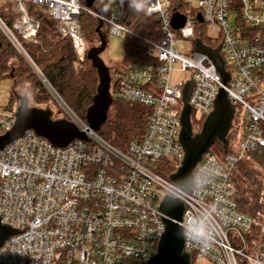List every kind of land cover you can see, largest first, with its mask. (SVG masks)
Returning a JSON list of instances; mask_svg holds the SVG:
<instances>
[{
    "label": "built area",
    "instance_id": "2783aa9c",
    "mask_svg": "<svg viewBox=\"0 0 264 264\" xmlns=\"http://www.w3.org/2000/svg\"><path fill=\"white\" fill-rule=\"evenodd\" d=\"M12 1L19 17L9 24L0 15V32L51 94L55 91L20 41L40 40V22L28 6L51 17L81 62L89 50L80 25L83 10L108 25L107 37L111 34L125 43L128 31L121 19L129 2L161 23L164 38L152 46L162 64L159 74L151 67L129 65L116 77L122 99L152 109L144 138L132 141L127 152L91 130L61 99L69 119L89 142L56 148L28 131L0 150L1 223L20 230L29 227L0 247V264H147L165 231L159 208L166 194L180 195L185 206L181 225L192 259L264 264V226L261 235L253 237L254 220L239 210L234 181L246 154L264 148V0H178L185 9H176V15L173 0H103L111 11L107 19L90 11L95 3L89 9L80 0ZM199 18L218 43L204 44L212 49L222 46L230 74L225 87L212 59L194 51ZM192 79L196 85L189 98L191 120L195 114L206 118L219 87H224L235 105L234 120L240 115V140L221 158L211 148L194 169L192 193L180 194L170 175L164 177L157 169L170 161L176 172L184 158L179 142L182 91ZM10 109L9 115L0 112V136L14 125L15 111ZM197 223L212 235L207 246L187 234Z\"/></svg>",
    "mask_w": 264,
    "mask_h": 264
},
{
    "label": "trees",
    "instance_id": "16d2710c",
    "mask_svg": "<svg viewBox=\"0 0 264 264\" xmlns=\"http://www.w3.org/2000/svg\"><path fill=\"white\" fill-rule=\"evenodd\" d=\"M176 9L183 10L185 7L178 0H173V15L177 14ZM28 10L40 22L38 30L40 40L38 43H30L20 39L25 51L66 106L78 117L85 119L86 111L96 94L99 82L97 71L88 58L82 62L78 60L71 41L60 35L56 23L49 15L31 6H28ZM92 10L98 12L103 19H107L111 12L109 3L103 0H95V7L90 11ZM0 15L7 23H14L19 17L15 3L12 0H0ZM98 23L99 19L92 13L88 10L82 11L80 25L89 47L96 46L100 42V34L97 32ZM121 24L128 31L124 43V58L119 64L122 70L133 65L151 67L155 74H159L162 64L152 46L160 43L164 38L161 23L155 18L146 17L143 12L136 11L127 2ZM195 25L196 36L203 43L210 46L218 44L213 43L208 36L205 23L195 21ZM104 26L107 28V31L104 30L107 35L109 27L107 24ZM0 44V84L11 79L13 90L20 94H27L30 97L31 106L48 105L52 101L51 93L1 32ZM122 70L116 68L117 74L112 77L111 91L114 101L108 120L102 127L101 136L118 150L127 152L132 141L144 138L152 109L122 99L120 89L115 83L117 75ZM156 83L155 81L154 84ZM15 104L16 99L12 92L9 108L14 109ZM228 141V153H232L234 150L232 151L230 147L229 136ZM214 148L216 145L212 149ZM220 150L225 156L223 146ZM158 167L157 171L164 177H168L175 171V164L170 161H163ZM234 181L237 188L235 200L238 208L253 218L255 223L253 237L260 236L262 232L260 226H264V148H258L246 154L238 164ZM198 262L193 258L191 264H198Z\"/></svg>",
    "mask_w": 264,
    "mask_h": 264
},
{
    "label": "water",
    "instance_id": "95a60500",
    "mask_svg": "<svg viewBox=\"0 0 264 264\" xmlns=\"http://www.w3.org/2000/svg\"><path fill=\"white\" fill-rule=\"evenodd\" d=\"M87 7L93 8L95 0H85ZM202 22V19L199 18ZM104 22L99 20L97 32L100 34V42L89 48L87 58L97 71L98 86L91 106L85 114V121L89 128L98 134H102V127L107 122L110 108L114 98L112 95V74L101 55L107 48V35L102 32ZM176 26V25H175ZM179 27L182 24L178 25ZM1 48V44H0ZM222 46L216 49L205 45L199 38L194 41V51L208 55L218 73L222 77L223 86H227L230 74L227 72L224 60L221 56ZM13 75V73H12ZM195 82L187 81L182 91L183 110L180 116L181 131L179 142L184 150V158L177 171L170 175L169 179L186 193H192L194 185L193 174L196 165L211 150L217 141L228 152V134L233 128L235 105L230 101L224 87H219L218 94L213 100V110L204 119L200 132L194 133L192 124V107L189 98ZM18 100V107L14 113L15 122L12 129L0 136V150L22 138L28 131L47 140L56 148H65L75 141L89 142V138L74 122L67 118L53 119V111L49 106L35 107L30 105V97L12 90ZM159 211L163 214L161 220L164 223V233H161L158 242L157 253L147 264H191V254L185 248L184 227L181 225L185 212V206L179 198L165 195L160 204ZM24 230L12 228L8 224L1 223L0 217V247L11 236L20 234Z\"/></svg>",
    "mask_w": 264,
    "mask_h": 264
},
{
    "label": "rangeland",
    "instance_id": "374dc122",
    "mask_svg": "<svg viewBox=\"0 0 264 264\" xmlns=\"http://www.w3.org/2000/svg\"><path fill=\"white\" fill-rule=\"evenodd\" d=\"M82 7H87L85 0H80ZM29 11V10H28ZM98 13V12H97ZM103 21V20H101ZM107 31V28L103 26L102 32L105 34V31ZM106 35V34H105ZM108 43L107 48L105 52L101 55L102 59L104 60L105 64L110 67L112 77L116 75V68L118 70H122V68L119 66L121 63V60L124 58L125 53V47L122 40H120L118 37L112 36L111 34L107 37ZM90 47L88 46V49ZM113 79V78H112ZM12 80L7 79L3 81L0 84V112L1 114L9 115L10 112L8 111L10 108V97L13 90ZM52 101L48 105L40 106L42 108H45L49 106L51 110L53 111V119H62L67 118L69 119V116L67 114L68 109L66 108L65 104L60 100L59 96L52 92ZM16 99V98H15ZM14 111L16 112L18 107V100L16 99V104L13 106ZM243 109L242 104L238 105V111L241 113V110ZM205 117L200 118L198 114H195L192 118V124L194 126V133L200 132ZM70 120V119H69ZM73 122V121H72ZM239 124H240V115L237 114L236 119L233 122V128L229 132L228 136L230 137V147L233 150L237 148V144L239 143L240 137H239ZM196 127V128H195ZM216 148L212 149V151L221 158L223 156L222 150H220L222 144L217 141L215 143ZM214 147V146H213ZM212 147V148H213ZM262 229V225L260 226ZM260 229V230H261ZM211 262L208 261H202L198 262V264H210Z\"/></svg>",
    "mask_w": 264,
    "mask_h": 264
},
{
    "label": "clouds",
    "instance_id": "9594fccd",
    "mask_svg": "<svg viewBox=\"0 0 264 264\" xmlns=\"http://www.w3.org/2000/svg\"><path fill=\"white\" fill-rule=\"evenodd\" d=\"M189 238L197 240V242L203 243L207 246L212 239V235L203 224H194L188 229Z\"/></svg>",
    "mask_w": 264,
    "mask_h": 264
}]
</instances>
